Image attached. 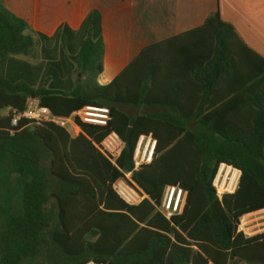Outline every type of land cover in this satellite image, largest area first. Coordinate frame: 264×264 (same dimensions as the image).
<instances>
[{"label": "trees", "instance_id": "1", "mask_svg": "<svg viewBox=\"0 0 264 264\" xmlns=\"http://www.w3.org/2000/svg\"><path fill=\"white\" fill-rule=\"evenodd\" d=\"M104 58L98 13L80 31L64 26L49 38L0 0V264H264V232L238 233L245 216L264 211V59L219 13L145 49L106 86L98 83ZM29 99L61 118L107 107L111 120H76V137L53 123L13 127ZM111 133L126 144L115 163L97 147ZM150 135L155 158L135 171L138 141ZM37 146L51 156L49 179ZM222 163L242 178L219 201L212 183ZM127 173L149 198L139 206L113 191ZM168 186L188 193L171 220L155 206Z\"/></svg>", "mask_w": 264, "mask_h": 264}, {"label": "crops", "instance_id": "2", "mask_svg": "<svg viewBox=\"0 0 264 264\" xmlns=\"http://www.w3.org/2000/svg\"><path fill=\"white\" fill-rule=\"evenodd\" d=\"M1 1L10 12L26 20L34 32L49 38L55 37L64 26L80 31L88 17L98 13L105 42L104 70L98 78L102 86L119 77L145 49L202 27L216 13L235 29L250 50L264 59V0ZM189 41L186 36L176 45ZM127 107L121 109L130 114ZM248 216H255L250 221H258L249 226L250 230L264 226V211ZM263 232L261 228L250 233V237Z\"/></svg>", "mask_w": 264, "mask_h": 264}, {"label": "built area", "instance_id": "3", "mask_svg": "<svg viewBox=\"0 0 264 264\" xmlns=\"http://www.w3.org/2000/svg\"><path fill=\"white\" fill-rule=\"evenodd\" d=\"M12 120V126L17 127L22 119L35 123H53L65 128L73 137L81 133V128L76 120L83 124L106 127L111 120V113L107 107L88 106L85 109L73 114L70 118H61L55 116L52 111L41 105L39 99H29L26 109L23 113L17 114ZM68 126H71L68 129ZM158 141L152 136H141L134 153V169L140 170L143 166L152 164ZM125 142L117 133L109 134L98 149L109 157L112 163H115L125 149ZM242 172L232 165L222 163L219 165L216 175L213 179V189L219 201H222L228 195H234L238 192L241 184ZM113 191L125 204L129 206H139L148 196L132 180V173H127L113 185ZM188 193L179 186H168L164 191L163 198L159 204H155L156 209L167 220L174 216L181 215L187 202ZM255 216H246L241 220L238 226V233H243L250 237L249 226L258 222ZM88 264H95L90 262Z\"/></svg>", "mask_w": 264, "mask_h": 264}, {"label": "rangeland", "instance_id": "4", "mask_svg": "<svg viewBox=\"0 0 264 264\" xmlns=\"http://www.w3.org/2000/svg\"><path fill=\"white\" fill-rule=\"evenodd\" d=\"M126 109L133 116L149 112V111H146V110H139V109H134V108H130V107H127ZM152 111H155V110H152ZM70 127L71 126H68V129H70ZM37 147H38L40 155H41V167H42L43 171L45 172V174L47 175V177L49 179L50 178L49 177V170H50L51 156H50L49 152L44 149V147H42V146H37ZM48 207L52 208L53 211L56 213L55 202H54L53 199L50 200V204H49ZM55 221H56V215H55ZM261 228L263 229L264 226L258 227L256 229L249 230L247 232L248 233H252L254 231L260 230ZM23 264H45V263L43 262V258L42 257H37V258H34V259L26 260ZM234 264H254V263L236 261Z\"/></svg>", "mask_w": 264, "mask_h": 264}]
</instances>
